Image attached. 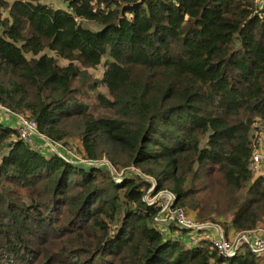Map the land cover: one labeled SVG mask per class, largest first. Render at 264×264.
Returning a JSON list of instances; mask_svg holds the SVG:
<instances>
[{
  "label": "trees",
  "instance_id": "trees-1",
  "mask_svg": "<svg viewBox=\"0 0 264 264\" xmlns=\"http://www.w3.org/2000/svg\"><path fill=\"white\" fill-rule=\"evenodd\" d=\"M62 1L0 0V107L52 141L74 139L84 160L145 177L115 181L0 123V264H264L163 231L141 199L150 178L226 234L264 222V171L249 169L254 131L264 134V3Z\"/></svg>",
  "mask_w": 264,
  "mask_h": 264
},
{
  "label": "built area",
  "instance_id": "built-area-1",
  "mask_svg": "<svg viewBox=\"0 0 264 264\" xmlns=\"http://www.w3.org/2000/svg\"><path fill=\"white\" fill-rule=\"evenodd\" d=\"M260 1L264 3V0ZM2 108L3 107H0V110H2ZM11 114L15 119L14 128L17 138L21 139L35 150L38 149L40 151L56 154L67 162L80 163L87 167L102 165L108 170L110 176L115 181L121 180L126 172L145 177L132 166L116 171L110 162L104 158L99 162L84 160L75 153L73 148L71 149L60 141H52L41 134L37 130V124L27 115ZM263 156L264 154H262L258 148L253 147L249 162V169L252 173L256 175L262 173V171L260 173L258 172V165ZM147 179H149L151 184L146 189L141 199L146 204H154L158 208V212L152 217V221L163 231L166 232L168 226H173L177 229V231L174 232L176 235L180 234L181 230H184L186 233L184 237L186 243H196L199 239H204L208 241L209 245L215 250L218 256L230 258L233 257L238 250L247 248L252 255L264 259V222L255 224L252 229L226 234L218 223L197 221L192 213L182 207L175 206L173 204L174 195L169 190L162 189L153 191V180L150 178Z\"/></svg>",
  "mask_w": 264,
  "mask_h": 264
},
{
  "label": "rangeland",
  "instance_id": "rangeland-1",
  "mask_svg": "<svg viewBox=\"0 0 264 264\" xmlns=\"http://www.w3.org/2000/svg\"><path fill=\"white\" fill-rule=\"evenodd\" d=\"M41 3H44V4H47V5H51L53 7H57V8H62V9H65V4L63 3L62 0H40ZM82 26L85 27V28H89V29H92V30H98L100 29V26L93 23V22H90L88 20L86 21H83L82 22ZM51 54V53H50ZM53 55L55 56V53H53ZM58 59V62L59 64L61 65H64L66 64L67 62L63 59H60L59 57H56ZM88 71L92 74V76L94 78H100L102 76V72H103V69L101 68V65H97L96 67L94 68H88ZM99 89V91L103 94H106L107 92V88L104 87V86H98L97 90ZM89 97L86 98V101L87 102H94L95 100V96H94V93L92 92H89ZM92 94V95H90ZM254 139H253V147H256L258 148V150L261 151L262 154H264V134L260 135L258 133V131H254ZM75 140L74 139H71L69 140V144L70 145V148L74 149L75 147ZM261 171H264V156L262 158V160L259 162V165H258V172L260 173ZM254 174V173H253ZM256 175V174H254ZM245 193L244 189L240 190V193H239V196H243Z\"/></svg>",
  "mask_w": 264,
  "mask_h": 264
},
{
  "label": "crops",
  "instance_id": "crops-1",
  "mask_svg": "<svg viewBox=\"0 0 264 264\" xmlns=\"http://www.w3.org/2000/svg\"><path fill=\"white\" fill-rule=\"evenodd\" d=\"M0 123L15 127V125H14L15 124L14 117L4 113L2 110H0Z\"/></svg>",
  "mask_w": 264,
  "mask_h": 264
},
{
  "label": "water",
  "instance_id": "water-1",
  "mask_svg": "<svg viewBox=\"0 0 264 264\" xmlns=\"http://www.w3.org/2000/svg\"><path fill=\"white\" fill-rule=\"evenodd\" d=\"M2 110H3L5 113H7V114L12 115L11 112H9L7 109L2 108Z\"/></svg>",
  "mask_w": 264,
  "mask_h": 264
}]
</instances>
